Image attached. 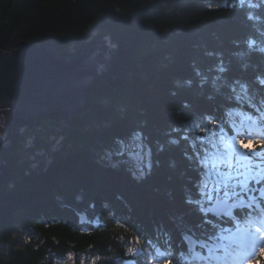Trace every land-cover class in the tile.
<instances>
[{
	"label": "trees",
	"instance_id": "obj_1",
	"mask_svg": "<svg viewBox=\"0 0 264 264\" xmlns=\"http://www.w3.org/2000/svg\"><path fill=\"white\" fill-rule=\"evenodd\" d=\"M21 41L108 52L81 110L15 124L1 145L0 264H192L187 237L262 235L264 185L229 215L207 205L244 196L208 174L221 144L264 143L244 130L264 124V0H0V50ZM206 243L213 264L223 251ZM262 246L225 251L249 261Z\"/></svg>",
	"mask_w": 264,
	"mask_h": 264
},
{
	"label": "water",
	"instance_id": "obj_2",
	"mask_svg": "<svg viewBox=\"0 0 264 264\" xmlns=\"http://www.w3.org/2000/svg\"><path fill=\"white\" fill-rule=\"evenodd\" d=\"M107 52L104 42L77 57L66 56L52 42L21 41L12 51L0 50V108L13 111L0 147L10 141L15 124L37 120L53 111L71 115L81 110ZM207 208L212 215L223 216L233 204L228 199H217Z\"/></svg>",
	"mask_w": 264,
	"mask_h": 264
},
{
	"label": "rangeland",
	"instance_id": "obj_3",
	"mask_svg": "<svg viewBox=\"0 0 264 264\" xmlns=\"http://www.w3.org/2000/svg\"><path fill=\"white\" fill-rule=\"evenodd\" d=\"M12 110L9 108H0V139L3 140L8 133V119L12 114ZM245 120V118H243ZM246 121V120H245ZM245 125V124H244ZM262 128V127H261ZM257 132V131H255ZM224 141V140H222ZM254 143V142H252ZM255 145L257 142L254 143ZM259 144H264L259 142ZM243 145V146H242ZM222 148L220 152H217L213 156H211V163L210 168L211 172H209V175L212 176H218L221 177V182L226 183L231 179H235L237 183L236 185L241 186V191L243 192V198H239L234 203V206H242V205H249L250 203H256L257 199L255 198V195L252 194V191L255 190V186L251 184V182H254V184H261L264 185V146L256 147L255 150H246L253 146V144H245L241 143L239 141L234 140V138L229 139V141H224L223 144H221ZM130 151V150H128ZM130 156L134 159L138 157V154L133 153L131 151ZM145 163V162H144ZM137 164L139 165V162L137 160ZM142 166V165H141ZM140 166V167H141ZM217 184L219 185L220 182L218 180ZM210 189H213V186L210 187ZM215 190H218L217 186L214 188ZM261 195L264 196V191L261 189ZM211 195L209 196L208 200L211 199ZM246 197V199H244ZM228 199V198H226ZM231 211L228 212L230 214ZM253 220L252 223L257 224V221H260L262 227H264V219L258 220L256 216H252ZM253 225L252 227L256 228V225ZM237 229L236 231H233L228 235V239L222 238L221 240H226L225 242L222 241L218 244H210L203 241H195L188 237L187 242L190 247L192 257L191 259H194V250L193 247L195 245L197 246H204L203 243H206L207 249L213 251L219 248H224L226 245H229L228 243H243L245 242V236H251L253 239L252 241H260L263 239V235L260 237L257 236V234L250 231V228L247 230L242 228ZM258 233L256 230L254 231ZM239 236V238L237 237ZM190 238V239H189ZM231 238V239H230ZM233 238V239H232ZM259 238V239H258ZM230 239V240H229ZM229 240V241H228ZM228 241V242H227ZM209 244V245H208ZM211 259H213V264H246V259H241L240 256L232 258H227L226 262H221L218 260L214 254L211 256ZM192 264H200L202 262L196 261L195 259L191 261ZM203 264V263H202Z\"/></svg>",
	"mask_w": 264,
	"mask_h": 264
},
{
	"label": "snow or ice",
	"instance_id": "obj_4",
	"mask_svg": "<svg viewBox=\"0 0 264 264\" xmlns=\"http://www.w3.org/2000/svg\"><path fill=\"white\" fill-rule=\"evenodd\" d=\"M223 69H221L222 71ZM243 146V145H242ZM264 146V144H259V142L256 145H253L251 148L246 150H255L256 147ZM257 232H260L262 235H264V227L257 224L256 229ZM134 249H129V252H133ZM161 264H175L174 260L166 259L161 262ZM246 264H264V246H262L260 249H258L257 254L251 258V260L247 261Z\"/></svg>",
	"mask_w": 264,
	"mask_h": 264
},
{
	"label": "bare ground",
	"instance_id": "obj_5",
	"mask_svg": "<svg viewBox=\"0 0 264 264\" xmlns=\"http://www.w3.org/2000/svg\"><path fill=\"white\" fill-rule=\"evenodd\" d=\"M246 127V129H250L251 128V126H245ZM256 128H259V127H256ZM251 130V129H250ZM225 216V215H224ZM238 238H239V236H237ZM188 239V237L186 238V240ZM190 239V238H189ZM191 239H193V240H195L194 238H191ZM233 239V238H232ZM196 241V240H195ZM234 243V242H233ZM241 242H239V244H240ZM228 244H230V243H228ZM193 250H194V252H193V254H194V258L196 259V261L197 260H199L200 259V252H199V250L197 249V245H195L194 247H193ZM221 262H223L224 261V259H219Z\"/></svg>",
	"mask_w": 264,
	"mask_h": 264
}]
</instances>
